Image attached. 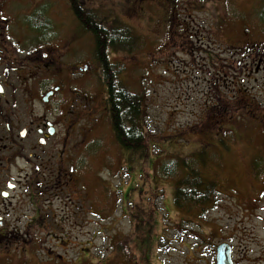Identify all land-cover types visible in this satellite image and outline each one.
<instances>
[{
  "label": "rangeland",
  "instance_id": "1",
  "mask_svg": "<svg viewBox=\"0 0 264 264\" xmlns=\"http://www.w3.org/2000/svg\"><path fill=\"white\" fill-rule=\"evenodd\" d=\"M88 1L95 33L105 30L98 36L116 27L133 34L131 51L106 55L120 70L118 85L143 98L146 152L118 143L95 34L67 23L60 32L75 35L98 74L41 162L61 169L54 185L40 169L30 195L25 176L34 168L21 159L0 164V264H210L221 243L237 264H264V63L253 62L264 50V0H177L164 14L141 0ZM171 10L179 18L162 20ZM183 161L200 174L191 182L207 190L206 207L177 206L184 172L169 165ZM9 180L19 184L10 204Z\"/></svg>",
  "mask_w": 264,
  "mask_h": 264
},
{
  "label": "flooded vegetation",
  "instance_id": "2",
  "mask_svg": "<svg viewBox=\"0 0 264 264\" xmlns=\"http://www.w3.org/2000/svg\"><path fill=\"white\" fill-rule=\"evenodd\" d=\"M141 2L154 3L163 9V14L169 10L170 3L175 10L178 3L177 0ZM90 3L88 0H0V148L6 147L9 154L4 158L0 150V164L5 161L10 165L21 159L34 168L31 176L29 173L25 176V189L30 195L37 188L32 183L39 178L40 169L47 168L41 177L47 188L56 183L55 177L62 176L59 167H48V162H41L51 158L47 148L53 139L61 136L65 119L79 114L81 100L89 96L83 91L87 92V84L96 74L100 75L91 59L81 58L79 44H72L73 35L60 32L67 23H73L76 31H81V16L92 13ZM170 13L162 20L174 23L179 12ZM256 60L263 65L264 50L255 53L253 62ZM38 108L40 115L35 114ZM56 111V117L50 118V113ZM23 123L27 125L22 126ZM67 139L68 136L60 139L64 148ZM34 161L39 166L34 167ZM12 181L9 180L4 191L8 204L12 191L19 186ZM69 184L64 183L63 188ZM46 196H50L48 192ZM3 219L0 229L4 226ZM212 259L210 264H216L215 251Z\"/></svg>",
  "mask_w": 264,
  "mask_h": 264
},
{
  "label": "trees",
  "instance_id": "3",
  "mask_svg": "<svg viewBox=\"0 0 264 264\" xmlns=\"http://www.w3.org/2000/svg\"><path fill=\"white\" fill-rule=\"evenodd\" d=\"M262 11H264V8ZM261 18L264 24V12ZM92 19L94 17L91 14L83 13V16H81V26L83 28L87 26L88 30L92 31L93 35L95 34L96 48L94 49V57L99 61L96 60L98 66H100V75L102 81L107 86V105L115 137L126 151L137 152L145 150L146 152L147 139L139 121L142 117L141 107L143 98L130 92L127 88L118 85L119 82L117 81L120 70L113 65L111 59L106 55L110 47H116L125 52L131 51L133 34L131 30H128V32L125 30L121 31V28L116 27L117 30L114 32L107 30L106 34H102L103 37L101 38L98 35L105 30L96 31L97 35L95 33L96 26L100 24H96ZM170 168L173 170L177 168L176 173L179 169H182L184 172V176L176 185L175 201L177 206L185 211H190L193 205L206 207L210 202L208 193H205L207 190H202L203 184L200 181L191 182L193 178L198 179L200 174L192 170L193 167L186 166L184 161L181 164L174 162L169 165ZM171 169L169 171H172Z\"/></svg>",
  "mask_w": 264,
  "mask_h": 264
},
{
  "label": "water",
  "instance_id": "4",
  "mask_svg": "<svg viewBox=\"0 0 264 264\" xmlns=\"http://www.w3.org/2000/svg\"><path fill=\"white\" fill-rule=\"evenodd\" d=\"M217 264H233L232 248L228 244L217 247Z\"/></svg>",
  "mask_w": 264,
  "mask_h": 264
}]
</instances>
